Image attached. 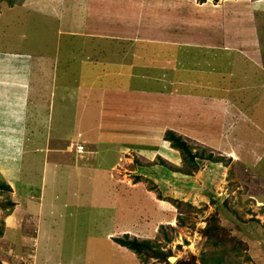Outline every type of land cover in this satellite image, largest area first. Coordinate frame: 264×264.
Here are the masks:
<instances>
[{
	"label": "rangeland",
	"instance_id": "1",
	"mask_svg": "<svg viewBox=\"0 0 264 264\" xmlns=\"http://www.w3.org/2000/svg\"><path fill=\"white\" fill-rule=\"evenodd\" d=\"M153 1L135 0L140 5ZM164 1L168 8H181L176 0ZM18 2L0 0V106H4V97L16 93L20 95L16 100H21L16 107L0 109V182L10 188L0 190V264H264V136L258 131L264 129V97L261 86L248 84L256 81V76L241 84L238 62L227 53L231 60L227 73L240 89L236 84L228 88L229 81L219 70L212 77V87L226 92L227 102L234 107L239 106V100L246 101L242 111L246 124L236 123L234 129L226 124L221 134L211 139L203 134L197 135L201 140L180 136L201 166L187 174L189 170L175 149L171 148L175 151L172 155L170 150L166 154L153 147L94 141L99 123L98 90L136 83L133 65L149 63L148 51L153 48L157 50L153 57L159 54L156 67L150 63L157 69L156 78L163 80V72L172 75L167 76L168 82L172 81L176 75L171 58L174 47L82 38L80 18L88 19V15L83 12L79 16V8L86 0H66L71 6L61 9L60 26L46 21L40 13L47 9H39V2ZM204 2L217 5L222 0ZM239 2L242 0H231L228 6ZM147 5L144 14L151 10ZM253 5L257 13L246 9V19L239 22L243 29L254 17L263 19L264 0ZM89 18L93 25L101 19ZM59 30L80 33V37L71 38L73 47L84 43L82 49L74 50V61L63 62L57 58L61 48L57 53L52 49L54 39L61 38L56 36ZM259 30L263 34L264 25ZM20 47L30 61L54 54L53 69L41 74L35 62L31 69H14L5 59L14 61ZM130 47L142 58L127 53ZM248 65L245 62L244 66ZM76 69L77 80L72 75ZM139 81L137 86L160 85ZM15 82L18 90H13ZM63 96H67L65 100ZM111 98L108 95L105 103ZM115 102L119 107L121 101ZM230 105L229 111L233 110ZM101 120L100 138L111 140L120 135L116 132L122 120L118 114ZM219 122L207 121L205 126L212 130L217 125V133ZM225 122H230L228 115ZM245 126L251 129L249 138L244 132L234 133L235 127L246 131ZM76 145H82L80 154L75 152ZM123 234L148 239L165 260L151 257L142 261L114 243L113 239Z\"/></svg>",
	"mask_w": 264,
	"mask_h": 264
},
{
	"label": "crops",
	"instance_id": "2",
	"mask_svg": "<svg viewBox=\"0 0 264 264\" xmlns=\"http://www.w3.org/2000/svg\"><path fill=\"white\" fill-rule=\"evenodd\" d=\"M33 1L36 3L39 2L36 4L39 9L46 7L47 10L44 9L45 13H40L36 10L31 11H36L46 16L47 22H53V24L58 26H60V22L62 21V19L61 21L59 20L61 9L64 8L66 10L71 6V3H66V0ZM176 1L181 8L178 5L173 8H168L165 4L167 1L164 0L163 2L162 0H155L149 5L146 2L140 5L135 0H86L87 3L85 2L79 8V16L83 12L85 15H88V19L83 15L80 18L82 28L78 32H82V38L91 37L103 40L113 39L116 41L126 40L130 44L140 43V45L146 44L147 46L164 45L165 48L170 46L174 47L173 50H175V52H172L173 56L171 58L173 59L172 68L176 69V75L175 77L173 76L172 81L168 82L167 78V76L170 77L172 75H166L163 72H161V75L164 77L163 80L156 78L158 72L155 67L159 54L156 52L158 57H153V52L157 50L152 47L153 50L148 51V54L151 56L149 63L138 67L133 65L135 72L132 74L134 75L133 78H136V83H132V85H128L127 87L104 86L98 90L99 99L96 115L99 118V123L97 122L96 124L95 142L111 141L118 146L127 143L126 145L153 147L157 148L158 153L167 154L170 150V154L173 155L175 151L169 148L167 142L162 139L165 130H170L186 139H191V137L193 139L197 135L199 136V134H203L211 139L214 134L220 135L222 128L227 126L226 124H228V128L231 126L232 129H234L236 123L246 124V116L242 112L245 110L243 109V104L246 101L244 99L239 100V106L235 105L234 107L227 102L226 92L216 90L212 87V77L216 70H219L221 71L222 78L226 79L227 77L226 80L229 81L227 82V85L229 84L227 86L228 88H232V85L236 84L237 88L240 89V84L227 73V70L231 67V60H227V53L235 56L238 62L240 68L237 69L240 73L237 75V78L241 81V84L246 79L256 76V81H251L248 84H251V86L256 84L261 86L264 97V33L262 34L259 30V27L261 29V26L264 25V13H260L263 19H258V17L251 19L246 29H243L239 25V22H242L243 18L246 19V9H249L251 13L256 15L257 12H254L253 4L257 2L261 3L262 0H251V2L242 0V2L235 3L230 7L228 6L230 5L228 2L231 0H222L217 5L204 2V0L198 2H190V0ZM41 2L47 3V6L45 4L41 6ZM244 2L247 4H244ZM54 4L56 6L55 8ZM146 5L151 10L147 14H144L142 10ZM184 6L185 8H183ZM53 8L55 11L52 13ZM239 11L240 15L237 14ZM90 16H97L101 19L93 25L94 23L91 24L92 20H90ZM57 32L58 34L56 36L61 38L67 37V40L64 38L54 39L53 51L57 53L60 48L62 50L60 57L57 54V58L62 59L63 62L70 61L71 58L74 61L77 58L74 55V50H77L79 47L81 48L84 43L81 42V46L77 44L73 47L74 43L71 38L80 37V33L73 32V30H68L65 34L63 33L64 31L60 32L59 30ZM260 34L262 35L261 40H259ZM69 49L71 51L68 52ZM21 50L22 47L16 49V55L18 56L14 61L10 57L5 59L14 69L20 70L21 67L26 69L28 66L31 69L33 62H35L34 67L39 69L41 74L53 69L51 63L55 60L54 54L53 56H47L45 58L42 57L43 55H40L36 57L37 59L35 58V61H30L28 55L22 53ZM126 52L133 54L134 57L139 55V59L142 58L141 53H135L132 47L128 48ZM119 53L122 54L124 51L120 50ZM83 59L86 60V58ZM134 59L133 63L137 65ZM245 62L249 64L246 67L244 66ZM150 63H155V67L153 68V64ZM25 64L28 65L25 67ZM45 64L47 66H44ZM143 71L146 73L144 76L142 75ZM77 73L78 70L76 69L72 74L75 80H77ZM198 74L199 76L202 75L203 79L196 78ZM260 76L261 79L258 80ZM142 79L150 82L154 81L160 85L137 86L138 82H140L139 80ZM84 80L85 78L82 76L81 81L83 83ZM82 82L80 85H83ZM165 83H168V85L165 86ZM15 85H17L16 82L14 83L15 89L13 90H18L19 87L16 88ZM258 92H260L259 88ZM18 95L16 93L14 97H4V106H0V109L7 110L8 107L11 108L10 106L12 108L18 106L21 101L20 98L19 101H17L18 99L16 100L15 97H20ZM108 95L112 97L111 102L105 103V98ZM66 97L63 96V100ZM115 100L121 101L119 107L116 106ZM229 105L232 106L233 110H228ZM106 108L109 109L108 112L110 114H107ZM18 110L20 111V109ZM262 113L261 117L264 118V112ZM117 114L122 119L119 123L121 130L118 129L116 131L117 133L120 132V135L111 137V140L100 138L99 132L102 130V117H114ZM227 115L230 122H225ZM20 116H22V113ZM218 120L220 122L217 133V125H214L212 130L210 127L205 126L207 121L215 122ZM244 120L245 122H243ZM252 121V119L251 121L249 120L250 123ZM245 127L246 131L236 129L237 127H235L234 133L244 132L245 137L249 138L251 129L247 126ZM251 128L256 129L253 125H251ZM258 131L264 136V129L259 127ZM125 133H127V136L124 135ZM224 133L225 131H223ZM254 135L255 133L252 134V136ZM195 139L201 140L199 137ZM212 141L214 142V140ZM111 142L110 144H112ZM87 143L92 144L90 141ZM209 147L216 149L219 146ZM91 153L90 150L88 154L90 155ZM13 180L12 183H14Z\"/></svg>",
	"mask_w": 264,
	"mask_h": 264
},
{
	"label": "trees",
	"instance_id": "3",
	"mask_svg": "<svg viewBox=\"0 0 264 264\" xmlns=\"http://www.w3.org/2000/svg\"><path fill=\"white\" fill-rule=\"evenodd\" d=\"M5 1H7L8 3H12V0ZM14 1L18 2L20 0ZM162 139L169 142L170 148L175 149L179 152L182 161L186 164L189 170L186 171L187 174H190L194 171H199L201 169V166H199V164L196 162L198 160V157L196 156V154H192L190 152L189 147L183 140H181V137L179 135L173 133L170 130H165L163 132ZM0 190L9 191L10 188L7 184L0 182ZM113 241L118 246L123 247L129 250L131 253L135 254L142 261L143 259L146 260L147 258L149 259L151 257L157 259L162 258L165 260V256L158 252L156 250V245L150 242L148 239L139 240L135 237H129L128 234H123L119 238H114Z\"/></svg>",
	"mask_w": 264,
	"mask_h": 264
},
{
	"label": "built area",
	"instance_id": "4",
	"mask_svg": "<svg viewBox=\"0 0 264 264\" xmlns=\"http://www.w3.org/2000/svg\"><path fill=\"white\" fill-rule=\"evenodd\" d=\"M74 149H75V152H76L77 154H80V153H81V150H82V145H76V146L74 147Z\"/></svg>",
	"mask_w": 264,
	"mask_h": 264
},
{
	"label": "bare ground",
	"instance_id": "5",
	"mask_svg": "<svg viewBox=\"0 0 264 264\" xmlns=\"http://www.w3.org/2000/svg\"><path fill=\"white\" fill-rule=\"evenodd\" d=\"M172 261H173V259L170 258V262H172Z\"/></svg>",
	"mask_w": 264,
	"mask_h": 264
}]
</instances>
